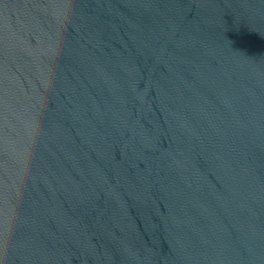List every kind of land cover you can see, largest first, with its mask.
Masks as SVG:
<instances>
[{
    "label": "water",
    "instance_id": "95a60500",
    "mask_svg": "<svg viewBox=\"0 0 264 264\" xmlns=\"http://www.w3.org/2000/svg\"><path fill=\"white\" fill-rule=\"evenodd\" d=\"M0 264H264V0H0Z\"/></svg>",
    "mask_w": 264,
    "mask_h": 264
}]
</instances>
